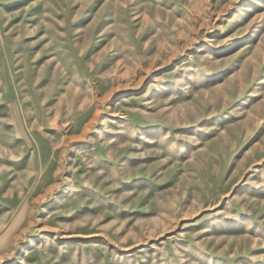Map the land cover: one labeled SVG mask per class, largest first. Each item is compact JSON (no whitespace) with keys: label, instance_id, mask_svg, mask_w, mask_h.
I'll list each match as a JSON object with an SVG mask.
<instances>
[{"label":"rangeland","instance_id":"374dc122","mask_svg":"<svg viewBox=\"0 0 264 264\" xmlns=\"http://www.w3.org/2000/svg\"><path fill=\"white\" fill-rule=\"evenodd\" d=\"M0 264H264V0H0Z\"/></svg>","mask_w":264,"mask_h":264}]
</instances>
